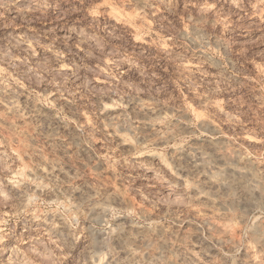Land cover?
Wrapping results in <instances>:
<instances>
[{
    "label": "clouds",
    "instance_id": "clouds-1",
    "mask_svg": "<svg viewBox=\"0 0 264 264\" xmlns=\"http://www.w3.org/2000/svg\"><path fill=\"white\" fill-rule=\"evenodd\" d=\"M0 264H264V0H0Z\"/></svg>",
    "mask_w": 264,
    "mask_h": 264
}]
</instances>
